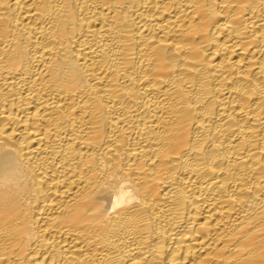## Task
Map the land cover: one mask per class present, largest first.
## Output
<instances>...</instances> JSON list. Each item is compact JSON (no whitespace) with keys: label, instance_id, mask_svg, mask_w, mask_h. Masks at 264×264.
Listing matches in <instances>:
<instances>
[{"label":"bare ground","instance_id":"obj_1","mask_svg":"<svg viewBox=\"0 0 264 264\" xmlns=\"http://www.w3.org/2000/svg\"><path fill=\"white\" fill-rule=\"evenodd\" d=\"M0 264H264V0H0Z\"/></svg>","mask_w":264,"mask_h":264}]
</instances>
